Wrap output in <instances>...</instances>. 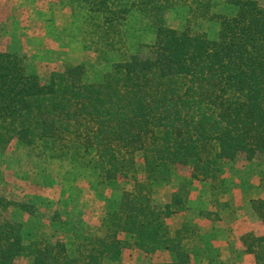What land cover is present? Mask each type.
<instances>
[{"label": "trees", "instance_id": "1", "mask_svg": "<svg viewBox=\"0 0 264 264\" xmlns=\"http://www.w3.org/2000/svg\"><path fill=\"white\" fill-rule=\"evenodd\" d=\"M81 1L84 17L76 38L108 70L88 82L79 64L42 80L28 71L24 55L0 50V154L15 141L39 147L53 158L69 159L72 171L79 168L97 186L123 182L122 196L110 202L99 226L81 228L66 220L53 241L21 222L1 221L0 264H115L132 247L169 255L161 264H222L211 244L214 235L200 237L201 230L187 221L171 230L168 221L190 211L195 182L209 183L211 191L210 208L198 217L224 221L228 204L221 198L231 188L226 166L239 156L263 162L264 5ZM176 5L188 11L181 30L165 21ZM135 12L148 19L149 43L141 45L127 29ZM191 19L214 22L216 38L185 28ZM180 168L189 169V176L179 177ZM261 176L260 195L248 202L264 224V172ZM174 182L170 202L157 205L155 196ZM14 206L35 213L33 206L0 192V213ZM218 207L223 213L213 211ZM198 241L208 245L204 251ZM241 241L245 253L264 264V235L246 233Z\"/></svg>", "mask_w": 264, "mask_h": 264}, {"label": "rangeland", "instance_id": "2", "mask_svg": "<svg viewBox=\"0 0 264 264\" xmlns=\"http://www.w3.org/2000/svg\"><path fill=\"white\" fill-rule=\"evenodd\" d=\"M258 1L264 5V0ZM83 7L81 0H0V50L24 55L28 71L39 75L42 80L63 72L69 66L81 64L85 67V81H99L108 68L98 62L96 54L85 49L76 38L79 34L77 27L84 17ZM135 13L128 21L129 33L133 38L137 36L141 45L151 42L152 36L147 33L148 19ZM187 17V9L176 5L165 13L166 25L181 30ZM187 25L185 28L194 33L206 30L210 38H216L218 28L210 20L195 22L191 19ZM139 46L136 47L138 50L142 48ZM262 159V164L257 161L249 163L239 156L226 166L225 177L229 179L231 188L221 200L228 204L227 210H224L229 214L227 219L214 221L198 217L201 209L210 208L211 191L209 183L195 182L190 211L170 219L168 225L171 230L185 221L190 222L201 230L200 237L204 238L203 232L214 235L210 237L211 244L219 250L222 264H256L254 256L245 253L241 237L246 233L264 235V224L248 202L260 195L258 185L264 172V157ZM189 174L186 168L178 171L179 177H188ZM83 176L79 168L71 170L67 158H53L39 147L13 142L0 154V192L11 202H25L33 206L35 213L31 215L14 206L0 213V222H21L27 231L50 241L55 236H61L60 222L66 220H73L81 228L99 226L110 202L121 198L124 183L97 186ZM175 184L155 196L157 205L170 202ZM219 209L213 211L222 212ZM196 246L204 251L208 245L198 241ZM206 255L202 253L203 257ZM168 258L169 255L163 252L146 254L132 247L126 249L121 262L115 264H161L168 262Z\"/></svg>", "mask_w": 264, "mask_h": 264}]
</instances>
